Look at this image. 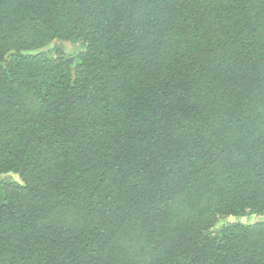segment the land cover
Returning a JSON list of instances; mask_svg holds the SVG:
<instances>
[{"label": "trees", "instance_id": "1", "mask_svg": "<svg viewBox=\"0 0 264 264\" xmlns=\"http://www.w3.org/2000/svg\"><path fill=\"white\" fill-rule=\"evenodd\" d=\"M9 173L0 264H264V0H0Z\"/></svg>", "mask_w": 264, "mask_h": 264}, {"label": "rangeland", "instance_id": "2", "mask_svg": "<svg viewBox=\"0 0 264 264\" xmlns=\"http://www.w3.org/2000/svg\"><path fill=\"white\" fill-rule=\"evenodd\" d=\"M84 47L81 41H65L56 39L50 42L48 45L29 52L30 54H47L52 58H56L57 52H62L65 61L75 69L78 57L83 52ZM0 183L4 184H13V185H23V181L21 180L18 174H0ZM231 224H243L248 226H256L260 224H264V213L248 215V216H230V215H222L218 216L216 223L213 227V234H217L224 227Z\"/></svg>", "mask_w": 264, "mask_h": 264}]
</instances>
